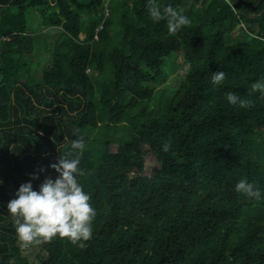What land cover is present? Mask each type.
Instances as JSON below:
<instances>
[{
	"label": "trees",
	"instance_id": "obj_1",
	"mask_svg": "<svg viewBox=\"0 0 264 264\" xmlns=\"http://www.w3.org/2000/svg\"><path fill=\"white\" fill-rule=\"evenodd\" d=\"M237 1L157 0L190 20L169 35L148 0H0V264H264V98L250 95L264 80V0ZM36 11L60 28L49 60ZM79 136L91 239L21 249L8 202L55 179L49 165ZM242 178L260 200L235 191Z\"/></svg>",
	"mask_w": 264,
	"mask_h": 264
},
{
	"label": "clouds",
	"instance_id": "obj_2",
	"mask_svg": "<svg viewBox=\"0 0 264 264\" xmlns=\"http://www.w3.org/2000/svg\"><path fill=\"white\" fill-rule=\"evenodd\" d=\"M147 11L153 22L166 21L169 35L177 34L190 20L181 11L171 5L161 6L157 0H148ZM226 76L223 72L212 74L215 85H221ZM259 93L264 98V80L251 85V94ZM226 99L232 106L251 108L252 101L243 99L233 92H227ZM85 148L82 136L72 140L71 149L65 155L49 165L57 177H46L39 190H33L32 183H23L15 193V198L7 204V212L13 218L15 233L19 246L29 250L52 242L55 238L66 239L80 248L86 247V242L92 237V225L96 210L90 203L91 195L83 190L78 177L85 175L80 168V160ZM170 143L165 144L163 151L167 152ZM40 172L45 169L41 168ZM32 180L38 179L33 174ZM0 180V184H2ZM235 191L248 199L260 200L261 191L253 182L240 179L235 185Z\"/></svg>",
	"mask_w": 264,
	"mask_h": 264
},
{
	"label": "rangeland",
	"instance_id": "obj_3",
	"mask_svg": "<svg viewBox=\"0 0 264 264\" xmlns=\"http://www.w3.org/2000/svg\"><path fill=\"white\" fill-rule=\"evenodd\" d=\"M253 1V0H252ZM255 1V0H254ZM247 6L248 8H254V6L252 5L251 1H247ZM40 11H36L32 14H30L29 19H28V23H29V27L32 28L35 33H42V48H41V54H43V56H46V58L48 59L50 57L49 55V50L51 48V45L54 43V41L57 39L59 32H60V28L57 27H45L43 24H40L41 21V17H40ZM260 13H256V15H259ZM252 15V14H250ZM255 14H253L254 16ZM45 27V28H44ZM53 28V30H52ZM39 29V30H38ZM54 31V32H53ZM83 37V35H82ZM49 60V59H48ZM180 61L181 58L178 60H172L170 63L177 65V68L175 69V72H172V70L170 69L169 64L164 66L163 69L164 71H166L169 74V80L166 82V86H173L175 84V80L177 77V74L179 75V73L181 74V72H179L178 70H182L181 69V65H180ZM1 60H0V66H1ZM37 72V74H41V70L37 69L35 70ZM149 85L160 87L161 83L160 82H154L153 80L149 83ZM162 87V86H161ZM261 135H264V131H261V134L258 136V140L261 139ZM40 248L37 247L35 250L39 253ZM36 251H33L32 253H36Z\"/></svg>",
	"mask_w": 264,
	"mask_h": 264
},
{
	"label": "water",
	"instance_id": "obj_4",
	"mask_svg": "<svg viewBox=\"0 0 264 264\" xmlns=\"http://www.w3.org/2000/svg\"><path fill=\"white\" fill-rule=\"evenodd\" d=\"M247 2L246 1H244V0H238L236 3H235V5H234V7L235 8H238V7H240V6H247V4H246ZM248 7V6H247Z\"/></svg>",
	"mask_w": 264,
	"mask_h": 264
},
{
	"label": "bare ground",
	"instance_id": "obj_5",
	"mask_svg": "<svg viewBox=\"0 0 264 264\" xmlns=\"http://www.w3.org/2000/svg\"><path fill=\"white\" fill-rule=\"evenodd\" d=\"M52 30H53V28H52ZM54 32V31H53Z\"/></svg>",
	"mask_w": 264,
	"mask_h": 264
}]
</instances>
